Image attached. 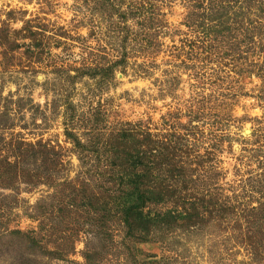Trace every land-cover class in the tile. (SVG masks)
<instances>
[{
  "label": "rangeland",
  "instance_id": "rangeland-1",
  "mask_svg": "<svg viewBox=\"0 0 264 264\" xmlns=\"http://www.w3.org/2000/svg\"><path fill=\"white\" fill-rule=\"evenodd\" d=\"M0 264H264V0H0Z\"/></svg>",
  "mask_w": 264,
  "mask_h": 264
}]
</instances>
